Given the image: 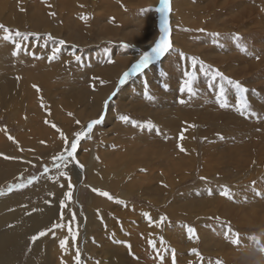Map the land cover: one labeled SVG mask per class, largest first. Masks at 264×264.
<instances>
[{
  "label": "rangeland",
  "instance_id": "rangeland-1",
  "mask_svg": "<svg viewBox=\"0 0 264 264\" xmlns=\"http://www.w3.org/2000/svg\"><path fill=\"white\" fill-rule=\"evenodd\" d=\"M1 1V8L7 9L1 12L6 15V13L12 14L14 5L15 7H17L21 2L27 3L29 0H24L25 2L21 0H8L6 2L5 0ZM41 1L45 5L48 4L44 9L42 8L44 12L46 9L50 8V10L54 14L58 15L55 6H50L52 0ZM215 1L218 3L221 0ZM248 1L249 0H225L221 1L223 2V4L221 3L217 4L216 6H212L213 8L209 7V3L206 4V1L204 2L203 0H196V2H192L193 5L197 6V13L194 11L193 18L190 20V23H194V25L189 26L187 24L186 26L193 29V34L195 35L194 37L192 35V38L195 39L193 40V43L196 45V48H198L199 46H197L196 43L201 41L202 45L204 43V45H207L210 49H213L214 52L212 53H216L212 56L217 55L215 60L216 62H212V60H214L215 58H210L212 59L211 61H206L205 59H203L202 55H200L201 52L199 51V48H192L190 50L192 51L193 49H195V54L197 55L193 56L194 53H187L189 55L186 62L187 66H184V61L180 63V65H183L184 67L182 66L181 70L179 71V75L175 77V84H171V81L167 80L170 77V73H168L169 70H167V72L163 68V64L156 65L157 67L154 66V69H152L151 72H149L148 74L146 73L139 78L141 85L137 81H132L130 82L131 84L129 83L128 86L126 84L122 88V90H124L125 92L123 91L124 96H121V99H112L114 98L113 96L111 98L112 106L118 101L119 103L124 102L126 100L125 94L128 99L125 102H129L130 96L127 95L128 91L132 90L138 92V99L143 102L141 107V112L143 111V115L135 114L132 109L125 107V110H122L121 112L123 113V115L126 114L125 116L129 117V122L126 123L122 120L121 122L118 118L114 119V122L117 121V123H120L119 127H124L126 129L125 130L123 128L119 130V132H121L122 134H114L113 136L109 134V136L112 137H103V133H105L106 135L107 133L104 129H98V127L94 128L98 126L95 125L93 127L94 131L91 132L92 135L91 133H88V135L80 138L76 151V153L79 152L80 157L76 156L77 154L75 153V159L79 162V165L82 166L83 161L86 160L87 162L92 160L90 163L92 164L90 170L91 174H94L96 179H94L93 177L91 179L92 182H90L91 184L89 183L90 179H88V173L84 172L83 167L80 168L76 164L72 163L68 164L65 168L63 164H60L58 170L56 167H54L53 156H59L64 152L66 147L64 138H66L68 141H72L73 139H75V134L84 132L88 123H90L94 119H99L101 113H103L105 120L107 112L105 114V111H103V108H101L100 113L97 115V117L84 121L85 116H88L89 112L86 115H83V113L89 111L90 107L88 105H82L80 103V106L77 105V108H75L73 103V100L77 98L76 96H79L77 94L84 93V95H86L84 96V98L87 97L89 99L90 97H92L90 95L91 93L95 94V92H98V90L101 89L100 85H98L97 87L96 85H94L93 73L101 69V67L99 66L100 60L98 58L104 57V53L103 55L101 53H97L96 56L98 58H94L95 54H93L92 50H89L88 48H81L73 42L68 43V41L62 38L65 32L63 31V29H60L58 25H56V31L59 32V37L56 36L55 38H53L52 35L49 34L50 31H36L37 27L34 25H30V19L28 17L29 15H25L28 18H26L25 16L23 18L20 17L21 22H17L18 27L15 28L13 26H10L9 24L7 25L6 22H0V25H4L10 29L13 36L17 30H19L22 34L27 35V39L23 42V47L18 52L17 56L19 58V66L21 67L22 72L24 71V78L27 80H24L25 84H22V87L19 86V88L17 87L18 85L16 81H13L14 84L10 83V85H7V88L11 86L15 87V90L14 88L12 89L13 93L7 94L6 90H3V93L5 92L6 94V96L4 95L5 97L3 98L7 100L5 101V103L7 102L11 105L6 103L5 105H8V109L0 110V168H2L3 165L9 166V172L7 174H3L0 169V190H3L4 193L3 195H0V197L16 193L18 196H20L19 200L22 201V206H19L20 208L17 207L18 201L15 202V207L13 210H11L12 213L8 215L13 218H18L20 216L24 217L25 213H31L36 209L40 214L44 207H49L52 203L58 201L60 203L61 201H64L65 195L63 192H60L57 189V186L56 189L53 188L52 190L48 191H45L44 188L42 190V194L25 190L26 188H29L30 190L32 184L42 176L52 178L57 175L59 179H63V183L60 185L64 186V188L67 190H65V192H69V183L73 185L71 189V197L68 199L65 198L64 204L66 205L63 208L66 209L63 210L65 212H63L62 215L56 216V218L47 222V225H44L39 230L37 229L34 233H30L26 237H23V239L19 240L20 242L18 241L17 244L8 249L9 254L13 255L14 258L16 256L15 264H25V261L27 259L40 261L47 256L49 257L48 264H51L50 261L54 260L52 256H54L55 248L59 247L61 240L66 241L67 239L72 242V245L75 248V255L77 250H79L81 254V264H110L108 260L112 252L110 253V251H107L108 248L107 246L105 247V245L109 243L115 247L119 246L118 251H120V254L123 255V260H125L126 256L127 258L129 257L128 260L126 258L125 262L121 260L120 264H134V262H136V264H142L143 261L145 262H143L144 264H217V262H219V264H235L233 260L234 258L229 257V254L235 257L236 253H242L246 251L249 253L248 255H251V257L254 256V258H256L257 264H264V211L263 208L260 207L261 204H264V148L262 150V147L264 146H261L262 144L261 142H259L258 146H261V151H258V147H256V140L252 139L254 134H256V139L258 138V134H264V124L262 123L264 122V101H262L261 92L258 89V87L264 86V82L256 79V61L258 62L259 60H261V58L264 57V49H260L261 51H259L257 48L256 51L257 41L256 39H254L256 38V36H264V34L260 35L258 33L259 31H253L248 27L245 29L246 25H244L243 27L239 26V21H237L239 14L248 16L250 14V8H253L255 10L253 11V13H251L253 16H256L255 21L257 20L258 7L255 5H258L259 1L261 0H254V3L252 2L253 0H250V4ZM116 2H119L120 4L123 3L122 1L117 0ZM238 2H242V5ZM86 4L89 5L87 6ZM91 4L92 0L86 2L82 6H87V10L85 8V12L83 10L81 11L83 16L82 19H80L81 22L83 19L86 20V22H89L92 19L94 7ZM236 4L239 8H236ZM25 6L26 5L24 4L22 7ZM218 6L219 8H217ZM231 6L233 7L231 8ZM15 7L14 10L16 11ZM121 8H123L122 5L119 7L118 11H120ZM128 9L133 11L135 9V6L129 7ZM102 11L103 10H101V13ZM89 12L92 13L90 14ZM112 12L110 14H115V11L113 13ZM229 12L230 14L228 15ZM102 15L103 13L99 17H101ZM198 15L202 18L199 19ZM227 15L230 17H228ZM231 15H233V17L235 16L233 20H235L236 22L234 21L233 23V21L231 22V20L228 21L230 18L232 19ZM259 16L261 17V15ZM113 18L115 17L113 16ZM245 18L246 17H244V19ZM214 25L216 26L214 27ZM199 29H204L205 31L200 32L198 31ZM188 30L190 31V29ZM0 32H3L2 29H0ZM212 33L219 34V43L213 42L214 38L210 35ZM197 34L199 36H196ZM49 35L52 37V39H48ZM235 35H238L240 37L239 44H242L241 47L246 49L245 51H241V48L237 47V41L233 39ZM89 39L91 41V36H89ZM60 40L65 41V43L63 45H60ZM17 42H19V38H17ZM7 43L11 44L8 46L10 47L9 49H12V51H14V43L12 41H7ZM51 45H55L54 47L58 48L59 51L56 54L58 58L49 62L48 56L52 55V50L54 48ZM261 47H264V42L261 43ZM91 48H93V46ZM228 49L232 50L230 51ZM76 50H79L78 54L76 53ZM225 53L231 54L234 57H239L240 61L239 58H237L238 61H233V58H230L231 61L226 62L227 57H224L223 55ZM76 56L80 57L79 61L75 59ZM257 57H259V59H257ZM9 58L10 57H8V60ZM193 58L196 59V66L200 67L201 62H203V65L205 67L210 66L211 68H215L226 77L235 81H239L243 86H245L249 90L245 94L246 100L250 106L249 110L256 113V115L245 116L240 114V112L236 108V94L234 89H229L228 91L227 99L229 107L225 109L228 111L230 110V112L226 111L228 114L232 115L233 113H235V115L239 119H241V121L243 120L246 122V124L242 125L241 127L244 128L245 131L242 132L241 130L240 132H238L235 129L230 128L221 120V118L219 119V121L221 122L214 124H205L198 122L196 120L200 117V114L201 112H203V110L201 108L200 110L197 109L191 118L192 121L190 122V142L192 143V147H194V149L197 151L195 152V150H193L194 155L192 156L190 152L176 153L177 149L179 150L178 146L180 145L178 143V140L182 135V131H172L167 126H165V124H163V121L160 120V122L154 116L145 115V112L147 110H151L155 111V113H159L163 111V105L167 104L168 101L170 103H180V101L183 100L184 103L180 104H186L192 98L198 99L197 102H203L204 100L205 105L210 109L224 111V109H218L214 106V101H217L216 91H218V86L222 82L219 81V78H217L218 81L216 80L214 81L216 83H214L211 81L210 76H205L201 71H194L192 65ZM43 59L45 60L43 61ZM223 59H225L224 63L222 62ZM93 60H96V62H93ZM9 61L6 60L7 70H11V72H13L15 69L14 67H11V69L9 68V66H11L12 64L10 63L11 61ZM74 62H76L75 68L70 69L71 65ZM188 62H190L192 66ZM157 63H159V60H156L155 64ZM242 64H244L243 68L241 66ZM252 64L254 67L252 66ZM94 65L97 66L94 67ZM229 65L231 66L230 68H228ZM23 68L26 70H24ZM49 68L53 70L51 71ZM231 70H235V74L237 72V74L239 73V76L234 77L231 73ZM53 71H55L56 73H52ZM154 72H156L155 75L157 77H155V75H152ZM186 72L189 73L190 76L195 78L193 83L195 94L193 95H189L187 90L181 92V87L184 86L185 82L188 80V77L185 76ZM242 72H245V74H242ZM51 73L54 75H52ZM141 74L142 73H139L138 76H140ZM196 74L198 77L196 76ZM58 75L60 76L58 77ZM202 75L204 76V78ZM145 76H148L149 78H146ZM167 76L169 77L167 78ZM195 76L197 77V79ZM150 80H154V82L156 80L155 87L151 86ZM48 81L51 82L49 83ZM106 87H108V85L104 86V88ZM90 90L95 91L90 92ZM145 91H147L148 94L153 97V99H146ZM20 92L22 93L20 94ZM259 92L260 98H258ZM30 97L32 98L30 99ZM101 99L103 101L102 103H105V101L109 100L107 96H105L104 99L103 97ZM207 102H213V105H210ZM86 106H88L89 108ZM170 107H167L166 110H170ZM173 108L176 109V105ZM14 111H16V113H13ZM37 111H39V113ZM16 114L19 116H17ZM235 115L233 114V116ZM133 122H135L136 126L133 125ZM102 123L99 125H102ZM259 123H262V125L260 124L261 127ZM254 124H258L259 127L255 126ZM149 125L151 127H149ZM157 129L159 130V134H157ZM97 130L100 132H98ZM52 133H55L54 136L56 134H59L61 137L63 136V138L59 137L58 139H54V136L51 135ZM46 135H49V137L46 138ZM115 136L117 139L115 138ZM221 136L223 137V139H220ZM239 136H242V140L238 139ZM9 137H11L12 139H9ZM118 137H123V139H119ZM126 137L128 139H126ZM57 140H59L58 143ZM126 141H130V143L134 142L136 143V145H133L132 148L129 147L130 145H128V147L125 149L123 144ZM250 144H253V146L257 148L256 150L258 152H255V150H251V148L249 147ZM206 146H212V154H215V156L217 157L216 159H214V161L209 159V167H207L208 165L206 167L203 165V159L206 158L204 152V148ZM176 147L177 149H175ZM243 148H245V150ZM54 150L58 151V153L54 152ZM223 150L227 151L225 154L231 152L234 154V156H229L231 158L230 159L228 155L220 154L221 152H223ZM136 152H138L139 154ZM217 152H219V154ZM250 152H252V154L250 155L251 159L249 157ZM116 153L119 154V156ZM186 153L187 155L190 154V156H187ZM183 154L186 156V158L184 157V159L181 158L182 156H184ZM240 154L244 156H241ZM81 155H83V157L85 156V160L81 158ZM126 155L128 157L130 156L129 160ZM131 155L135 156L132 158ZM150 155L152 156L151 159ZM218 155L220 157L222 156V159ZM256 155L258 156L256 157ZM145 156L149 157L145 158ZM178 157H180L182 160L180 161V158ZM226 157H228L229 159H226ZM244 157L247 159H245ZM176 160H179V164L177 166H175L177 162ZM147 161H149V163ZM155 161L159 162H157L156 164ZM160 161L165 162L163 163ZM152 162H154L155 164H153ZM187 164L188 166H186ZM179 165L182 166V169ZM189 165L192 168H190ZM153 167L155 170L153 169ZM45 168L49 169L47 173L44 172ZM93 168L95 169L96 173L93 171ZM169 168H172L171 171L169 170ZM4 171L6 170L4 169ZM59 171L66 172V177L60 176ZM77 172L83 174L84 182H80L75 179V174ZM12 174H14L13 177L6 180L3 179L5 176ZM31 177H37V179L31 184H27L28 179ZM201 177L205 179H201ZM85 182L86 184L83 185L82 183ZM18 183H25L27 184V186L21 189H16L13 187L12 191H8L10 185L14 186ZM149 184L152 185L151 187L156 185L159 186L158 189L160 191V194L158 195L156 191V194H154L153 191H147L145 186ZM168 188L174 189L171 190L169 195L166 193L167 191H169ZM225 188H227V190L231 194V199L227 196L220 195V192ZM94 189L107 192L112 197V199H109L105 196H99L98 191H94ZM209 192H211V195H209ZM257 193H259V195H257ZM93 194L96 198L101 197L104 201L100 202L104 203L105 205L109 203V207L103 205H101L102 207H99L97 205L94 206V199H91V195ZM75 195L77 196L78 201L75 199ZM160 198H164V200H166L164 202H157V200H155ZM175 198H179L180 200L177 202V204L173 205L174 209L177 210V214H179L173 216L169 215V209L167 207L168 205H170L173 199L175 200ZM208 199L211 200L208 201ZM212 199L220 201L221 205H223L225 209L221 207L214 208L210 206L213 201ZM225 202L232 204L238 210L241 209L239 213H241L242 216L239 213H237L238 216L235 217L234 215H232L233 217L224 216L226 210H230L232 213H234L235 211L234 208L233 211V209L230 208L229 205H227ZM89 205H92L96 209H94V214H96H93V220H91L90 223V229H92L87 231L85 229L84 217L85 215L87 216V210H90ZM140 207L142 209H140ZM15 208H17L16 211ZM135 208L138 210L140 209V212L138 211L140 214ZM252 208L256 209V216H252V213L249 212V209ZM22 209L25 210L23 211V214H21ZM190 209L193 212L192 214L188 213V211L191 212ZM6 211L11 212L8 205L6 207ZM195 211L198 212V215ZM145 213H147V216H145ZM174 214L176 213L174 212ZM73 216L75 217V219H73ZM199 217L200 220H198ZM69 219H71L72 222L69 221V223H67ZM57 224L62 225V227H58L61 228L60 234L58 236L54 235L56 237L53 236V239L56 241V243L53 246L51 244L50 247L46 250H42L41 248H39L38 251H36L35 256H33L30 253L31 249L33 250L37 242L41 238H44V236L39 237L35 242L31 241V237L34 235H38V233L41 231H45L46 234H49L54 230L53 228H57L54 227V225ZM68 224L69 226H67ZM63 226L71 228L72 233L76 234V240L74 242L69 230L67 231L63 228ZM188 227L194 229L193 234H189L188 231H186ZM228 229H230V231L228 232V236L226 238L224 233ZM53 233L56 232L54 231ZM234 233L236 235H233ZM202 235L205 240L203 239ZM97 237H99L100 239ZM84 239H87V242L90 240V242H88L89 246L87 245L85 252H83L82 249ZM149 240L153 241L154 246L149 245ZM211 240H215L214 242H219L220 247L214 248L215 246L213 244V241ZM233 240H238V243H233ZM91 246L93 248H96V250L94 251L93 248L90 249ZM111 248L112 250L114 249L113 247ZM221 250H225V252L227 253ZM122 252H124L126 256L122 254ZM56 254L58 259V253ZM63 257H65V255ZM144 257L147 259H145ZM86 259L88 260V263L86 262ZM66 260V262H63L64 264H75L74 258L70 261L71 263L69 262V258ZM58 261L60 263V260L58 259L57 264ZM52 263L56 264L54 262ZM237 264L240 263L237 262Z\"/></svg>",
  "mask_w": 264,
  "mask_h": 264
},
{
  "label": "bare ground",
  "instance_id": "bare-ground-1",
  "mask_svg": "<svg viewBox=\"0 0 264 264\" xmlns=\"http://www.w3.org/2000/svg\"><path fill=\"white\" fill-rule=\"evenodd\" d=\"M1 1V0H0ZM8 1V0H5V2ZM21 1H24V0H21ZM90 0H55L51 2V7L55 6L57 12H58V15L54 14L50 8L49 9H46L45 12H44V8L48 5H45L41 0H29L27 3H23V2H18L20 3L17 7H15L16 11L14 10V7L12 9V14L10 13H6V15H4V13H2L1 11L3 10H7V9H2L1 6H0V22H6V24L10 25V26H13L14 28L15 27H18L17 25V22H21V19L20 17H24L25 15H29V19H30V25H34L37 27V30L36 31H50L49 34L52 35L53 38H55L56 36L59 37V32L56 31V28L58 25L60 27V29H63V31L65 32V34L63 35V39L68 41L69 42H73L74 44H76L77 46L81 47V48H88L89 50H92L93 48H91L94 43H99L101 40H109V41H116L117 39L119 40H125L127 41L128 43H133V45L136 47L138 46L139 48L141 47V52L139 53H136L134 50H127L126 48L122 47V46H118V48H116L115 52H113V56L114 58L120 60L124 65L120 68L118 67H108V66H104L102 67L101 69H99L98 71L94 72L93 74H95V79L97 80L98 83H94V85H96V87L98 85L101 86V89L98 90V92H95V94H90L92 97H90L89 99L87 97L84 98V93L82 94H77L79 96H76L77 98H75L73 100V103H74V107L77 108V105L80 106V103L82 105H88L90 107V110L89 111H86L85 113H83V115H86L88 112V116H83L84 118V121H86L87 119H91V118H94V117H97V115L100 113V110L101 108H103L102 110L105 111V114L107 112V115L105 117V120L103 121L102 125H98L94 128H97L98 129H104L105 132L107 133V135L105 133H103V137L105 136H108V137H112L114 134L118 135V134H122L121 132H119L120 129H123L121 127H119V124L120 123H117L114 122V119L115 118H118L119 121L120 120V116L123 115V113L121 112L122 110H125V107H128L130 109L133 110V112L135 114H142L143 115V111L141 112V107H142V101L140 99H138V92H135V91H128L127 95L130 96V99H129V102H125L127 99V96L125 94V101L124 102H120L119 101L116 103L117 105H114L112 106L111 104V100L109 99L107 101V104L105 103H102V97L104 99L105 96H107L108 98L109 97H113L112 96V93L113 91L116 93V95L114 96V98L112 99H115V100H119V98L121 96H124L123 94V91L122 88L127 84L130 83V82H135L137 81L139 84H140V81H139V78L143 75H145L146 73L148 74L149 72L152 71V69H154L153 67L156 66V65H164V69L167 71L169 70L168 73H170V77L167 76V78L169 77V79L167 80H170L171 81V84H175V77L177 75H179V71L181 70L182 66L180 65V63L182 61H184V66L186 67L187 64V57L189 56L188 54L189 53H194V55H197L195 54L196 53V50L195 49H198L199 48V51L201 52L200 55H202L203 59H205L206 61H211L213 58H215L214 60H212V62H216V56H212V55H215V53H212L214 52L213 49H210L207 45H202V42H197V46L198 48H196V45L193 43V39L192 38V34H187L185 32H183L182 30V27L185 28V26L188 24L189 26H192L194 25L190 23V20L193 18V12L195 11L196 12V7L195 5L192 4V2H196V0H169V11L167 13V19H168V27H169V33H168V38H169V42L171 43L172 47L171 49L169 50V52L165 53V56L161 57L159 59V63L155 64L156 61L152 62L146 69H144L141 73L140 76H138V74L136 76H133V77H130L124 85H121L119 87V89H117V84H118V78L119 76L121 75L122 72H124L126 69H128L129 66H131L133 63L136 62V60L138 59L139 55L143 52H146V51H150L151 48L155 45V42L157 40H159L160 36H161V32H160V27H161V23L158 21V12L155 11L156 9V6L158 4V2L160 0H117V1H122L123 3L120 4L119 2H116V0H92V6L94 7V11L92 13V19L89 21V22H86V20H82V22L80 21V19H82V13L81 11L89 5L87 6H84L82 7L86 2H88ZM206 4L209 3V7L213 8L212 6H216L217 4H223V2L221 1H225V0H221L219 1L218 3L215 1V0H203ZM227 1V0H226ZM229 1V0H228ZM250 1V0H249ZM248 1V2H249ZM252 1V0H251ZM3 2V1H1ZM4 2V3H5ZM25 2V1H24ZM204 2H203V5H204ZM254 3V0L252 1ZM257 2V1H256ZM8 3V2H7ZM13 3V2H12ZM225 3V2H224ZM231 3V1H230ZM239 3V2H238ZM237 3V4H238ZM10 4V3H9ZM26 5L25 7H22L23 5ZM199 4V3H198ZM202 4V3H200ZM205 4V5H206ZM226 4V3H225ZM236 4V5H237ZM239 4L242 5V2H240ZM250 4V2H249ZM252 4V3H251ZM258 4V3H257ZM1 5V4H0ZM4 5V4H3ZM7 5V4H5ZM12 5V4H11ZM10 5V6H11ZM122 5L123 8H121L120 11H118L119 7ZM228 5V4H227ZM259 5V6H258ZM258 5H255L258 7V10H257V20L255 21V17L256 16H253L252 13L253 11H255L253 8H250V14L248 16H243L241 14H239L238 16V20L239 21V26L243 27L244 25H246L245 29L248 27L250 29H252L253 31L256 30V32H258L260 35L261 34H264V0H261L259 1V4ZM135 6V9L132 11V10H129L128 8L129 7H134ZM207 6V5H206ZM204 6V7H206ZM224 6V5H222ZM221 6V7H222ZM3 7V6H2ZM203 7V6H202ZM226 7V6H225ZM233 6H231L232 8ZM252 7V6H251ZM6 8V7H5ZM43 8V9H42ZM92 8V7H91ZM219 8V6L217 7ZM235 8V7H234ZM236 8H239L238 5ZM235 8V9H236ZM198 9V8H197ZM215 9V8H214ZM244 9V8H242ZM87 10V8H86ZM93 10V9H92ZM101 10L103 15L101 17H99L102 13H101ZM10 11V10H9ZM21 11V12H20ZM114 12L115 14H110L111 12ZM201 11V10H200ZM203 11V10H202ZM247 11V9H246ZM6 12V11H5ZM85 12V11H84ZM112 12V13H113ZM204 12V11H203ZM202 12V13H203ZM211 12V11H210ZM213 12V11H212ZM221 12V11H220ZM248 12V13H249ZM252 12V13H251ZM90 13V12H89ZM90 13V14H91ZM197 13V12H196ZM227 13V12H226ZM262 13V14H261ZM2 14V15H1ZM230 14V12L228 13V15ZM237 14V13H236ZM195 15V14H194ZM225 15V14H224ZM227 15V16H228ZM238 15V14H237ZM261 15V17L259 16ZM27 16H25L26 18H28ZM59 18H58V17ZM113 16L115 17L113 19ZM196 16V15H195ZM199 16V15H198ZM209 16V15H208ZM218 16V14H217ZM221 16V14H220ZM232 16V19L228 18L231 22L235 20H233V18H235V16L233 17ZM90 17V16H89ZM88 17V19H89ZM109 17H111L112 19H108ZM205 17V16H204ZM230 17V16H228ZM244 17H246L244 19ZM195 18V17H194ZM202 17L199 16V19H201ZM224 18V16H223ZM160 19V18H159ZM219 19V18H218ZM24 20V19H23ZM130 20V21H129ZM26 21V20H25ZM117 23H121L122 25H131L132 28H133V31H129L127 33H123V34H119L120 32H118V27L116 26V22ZM61 22V23H60ZM226 22V21H225ZM236 22V21H235ZM21 24V23H19ZM55 24V25H54ZM177 25V26H176ZM20 26V25H19ZM33 26V27H34ZM196 26V25H195ZM216 25H214L215 27ZM188 27V26H187ZM125 28V27H124ZM190 28V27H189ZM122 29V28H121ZM129 29V28H128ZM159 29V30H158ZM205 29V28H204ZM243 29V28H242ZM244 30V29H243ZM210 32V31H209ZM61 33V32H60ZM4 33L3 32H0V110H5V109H8V105H5V100L3 97L6 96L5 92L3 93V90H6L7 94L8 93H13L12 89L14 88L15 90V87L14 86H11V87H8L7 88V85H10V83H13V81H16L17 82V87L19 88V86L22 87V84L24 85V80H27L24 78L25 76V73L22 72V69L21 67L19 66V58L17 56H13L12 55V49L10 50L8 47L9 45L11 44H8L7 41H4L2 39ZM195 34H193V37H194ZM201 35V34H200ZM89 36H91V39H93V41H90L89 39ZM94 36H96V40L94 39ZM196 36H199L198 34ZM200 38V37H199ZM198 38V39H199ZM202 38V37H201ZM205 38V37H204ZM225 39V38H224ZM256 51H257V48L259 51H261L260 49H264V47H261V43L264 42V36H256ZM95 40V41H94ZM222 40V39H221ZM227 40V39H226ZM198 41V40H197ZM207 41V40H206ZM55 42V41H54ZM195 42V41H194ZM228 42V41H227ZM32 43V42H31ZM58 43V42H56ZM113 43V42H112ZM230 43V42H229ZM33 44V43H32ZM103 44V43H102ZM109 44V42H108ZM234 44V43H233ZM15 45V44H14ZM34 45V44H33ZM50 45V44H49ZM226 45V44H225ZM228 45V44H227ZM242 45V44H241ZM53 46V45H51ZM55 46V45H54ZM53 46V47H54ZM58 46V45H57ZM97 46V45H96ZM234 46V45H232ZM90 47V48H89ZM95 47V46H94ZM38 48V47H37ZM70 48V47H69ZM96 48V47H95ZM192 48H195L193 49L192 51L190 49ZM226 48V46H225ZM230 48V47H229ZM235 48V47H234ZM9 49V51H8ZM31 49V48H30ZM52 49V48H51ZM226 50V49H225ZM224 50V51H225ZM230 50V49H228ZM232 50V49H231ZM230 50V51H231ZM34 51V50H33ZM44 51V50H43ZM223 51V50H222ZM239 51V49H238ZM3 52V54H2ZM5 52V53H4ZM79 50H76V53L78 54ZM83 52V51H82ZM101 52V51H100ZM181 52L183 54H185L183 56V58H181ZM228 52V51H227ZM44 53V52H43ZM188 53V54H187ZM198 53V52H197ZM231 53V52H229ZM39 54V53H38ZM63 54V53H62ZM84 54V53H83ZM110 54V53H109ZM187 54V55H186ZM218 54V53H217ZM226 54V53H225ZM223 54L224 57H227L226 58V62L228 61H231L230 58H233V61L237 60V58L239 57H234L233 55L231 54ZM8 57L9 61L8 60ZM223 57V56H222ZM71 58V56H70ZM212 58V59H210ZM46 59V58H45ZM43 59V61L45 60ZM107 59V58H106ZM219 59V58H218ZM6 60L9 61L11 64V66H9V68L11 69V67H14V71L11 72L7 70V66H6ZM72 60V59H71ZM110 60V59H109ZM196 60V59H195ZM243 60V59H242ZM96 62V60H93V62ZM104 61V60H103ZM158 61V60H157ZM161 61V62H160ZM238 61V60H237ZM239 61H240V58H239ZM246 61V60H244ZM114 62V61H113ZM223 63L225 62V59H223L222 61ZM68 63V62H67ZM70 63V61H69ZM92 63V62H91ZM117 63V62H116ZM190 64V62H188ZM50 64V63H49ZM53 64V63H52ZM75 64L76 62H74L72 65H71V68H75ZM103 64V63H102ZM186 64V65H185ZM188 64V66H189ZM247 64V63H246ZM245 64V66H246ZM191 65V64H190ZM69 66V65H68ZM97 65H94V67H96ZM183 66V67H184ZM192 66V65H191ZM235 66V65H234ZM242 68L244 66V64L241 65ZM253 66V64H252ZM6 67V68H5ZM93 67V68H94ZM157 67V66H156ZM231 66L229 65L228 68H230ZM248 67V66H247ZM254 67V66H253ZM57 68V67H55ZM179 68V69H178ZM220 68V67H219ZM252 68V67H251ZM24 69V68H23ZM47 69V68H46ZM50 69V68H49ZM178 69V70H176ZM190 69V68H189ZM192 69V68H191ZM236 69V68H235ZM26 70V69H24ZM51 70V69H50ZM48 70V71H50ZM53 70V69H52ZM51 70V71H52ZM75 70V69H74ZM78 70V68H77ZM194 71H198L200 72V67L198 66H195V68H193ZM255 70V69H254ZM253 70V71H254ZM59 71V70H58ZM157 71V70H156ZM193 71V72H194ZM225 71V70H224ZM235 71V70H234ZM231 70V73L234 77H238L239 76V73L235 74V72ZM55 71H53L52 73H54ZM74 72V71H72ZM86 72V71H85ZM88 72V70H87ZM51 73V74H52ZM56 73V72H55ZM76 73V71H75ZM156 72H154L152 75H155ZM3 74V75H1ZM13 74V76H12ZM50 74V73H49ZM87 74V73H85ZM193 74V73H192ZM242 74H245V72ZM241 74V75H242ZM45 75V74H44ZM54 75V74H52ZM62 75V73H61ZM75 75V74H73ZM80 75V74H78ZM150 75V74H149ZM247 75V74H246ZM60 75H58L59 77ZM197 76V74H196ZM195 76V77H196ZM203 76V75H202ZM31 77V76H30ZM55 77V76H54ZM64 77V76H63ZM67 77V76H66ZM121 77V76H120ZM146 77V76H145ZM148 77V76H147ZM146 77V78H147ZM155 77H157L155 75ZM165 77V76H164ZM198 77V76H197ZM196 77V79H197ZM209 77V76H208ZM48 78V77H47ZM65 78V77H64ZM99 78V79H98ZM145 78V79H146ZM149 78V77H148ZM154 78V77H153ZM160 78V77H159ZM204 78V76H203ZM50 79V78H49ZM52 79V78H51ZM66 79V78H65ZM161 79V78H160ZM256 79L260 80V81H263L264 82V57L261 58V60H259L258 62L256 61ZM11 80V81H10ZM58 80V79H56ZM61 80V79H59ZM64 80V79H63ZM111 80V81H110ZM148 80V79H147ZM177 80V79H176ZM29 81V80H28ZM52 81V80H51ZM50 81V82H51ZM101 81H103V83H101ZM151 81V80H150ZM218 81V80H217ZM259 81V82H260ZM49 82V81H48ZM49 82V83H50ZM58 82V81H56ZM108 82V83H107ZM156 82V80H155ZM155 82L154 80L151 81V86L152 87H155ZM197 82V81H196ZM257 82V81H256ZM262 82V83H263ZM48 83V84H49ZM61 83V81H60ZM203 83V82H201ZM209 83V81H208ZM216 83V82H214ZM258 83V82H257ZM261 83V84H262ZM131 84V83H130ZM248 84V83H247ZM105 85H108V87L104 88ZM141 85V84H140ZM200 85V84H199ZM264 85V84H263ZM27 86V85H26ZM137 86V84H136ZM213 86V85H212ZM257 86V85H256ZM131 87V86H130ZM100 88V87H99ZM129 88V87H128ZM127 88V89H128ZM215 88V87H214ZM213 88V89H214ZM26 89H29V88H26ZM25 89V90H26ZM150 89V88H149ZM217 89V88H216ZM258 89L260 90L261 92V99L262 101H264V86H260L258 87ZM10 90V92H9ZM76 90V88H75ZM172 90V89H171ZM30 91V90H29ZM84 91V90H83ZM95 91V90H94ZM94 91H91L90 92H94ZM132 91V92H131ZM32 92V90H31ZM125 92V91H124ZM203 92V91H202ZM217 92V91H216ZM260 92L258 94V98H260ZM22 92H20L21 94ZM24 93V92H23ZM104 95H103V94ZM18 94V93H17ZM88 94V93H87ZM103 96H102V95ZM5 95V96H4ZM34 95V94H33ZM31 95V96H33ZM167 95V94H166ZM29 96V95H28ZM102 96V97H101ZM170 96V95H169ZM8 97V96H7ZM11 97V95H10ZM68 97V96H67ZM140 97V96H139ZM183 97V96H182ZM21 98V97H20ZM32 97H30L31 99ZM184 98V97H183ZM190 98V97H189ZM200 98V97H199ZM10 99V98H8ZM121 99V98H120ZM143 99V98H142ZM185 99V98H184ZM260 99V100H261ZM189 100V99H188ZM198 99H190L186 104H180V103H170L168 101L167 104L163 105V111L159 112V113H155V111H151V110H147L145 112V115H149V116H154L157 120H161L163 121V124H165V126H167L169 129H171L172 131L174 130H180L182 131V135L180 136V139L178 140L179 142V150L177 149V147L175 149H177L176 153H181V152H190V154H192V156L194 155V147H192V143L190 142V139H191V118L192 116L194 115V112L200 108L203 110V112H201L200 114V117L196 120L198 122H201V123H207V124H214V123H219L221 121H219V119L221 118V120L226 123L230 128L232 129H235L236 131L240 132L242 130L245 131L244 128H241L242 125H245L246 122L245 121H241V119H239L235 113H233L235 116L230 115L228 114L226 111L225 108L224 111H218V110H213V109H210L208 108L206 105H205V102L203 100V102L199 101L197 102ZM12 101V100H11ZM71 102V101H70ZM113 102V101H112ZM217 101H214V106L217 107L218 109H222L218 106V104L216 103ZM36 103V102H35ZM203 103V104H202ZM208 104L210 105H213V102H207ZM7 104H10V103H7ZM34 104V103H32ZM48 104V103H47ZM193 104V105H192ZM11 105V104H10ZM9 105V106H10ZM176 105V109H174L173 107ZM204 105V106H202ZM86 106V107H88ZM117 106V107H116ZM172 106V107H170ZM88 107V108H89ZM167 107H170V110H166ZM37 108V107H36ZM66 109V108H65ZM64 109V110H65ZM85 109V108H84ZM253 109V108H252ZM78 110V109H77ZM131 110V111H132ZM130 111V110H129ZM3 112V111H2ZM39 113V111H37ZM124 112V111H123ZM230 112V110L228 111ZM233 112V111H232ZM231 112V113H232ZM4 113V112H3ZM13 113H16V111H14ZM21 113V112H20ZM19 113V114H20ZM12 114V113H10ZM82 114V113H81ZM2 115V113H1ZM17 115V114H16ZM126 115V114H125ZM124 115V116H125ZM19 116V115H17ZM169 116V117H168ZM153 117V118H154ZM198 117V116H197ZM82 118V120H83ZM34 119V118H33ZM156 120V121H157ZM83 121V122H84ZM160 121V122H161ZM82 122V123H83ZM122 122V121H121ZM262 122V121H261ZM81 123V125H82ZM244 123V124H243ZM264 124V122H262ZM262 123H259V125ZM223 124V123H222ZM241 124V125H239ZM80 125V126H81ZM255 126H258V124H254ZM260 125V127H261ZM100 126V127H99ZM104 128H102V127ZM264 127V126H263ZM262 127V128H263ZM80 128V127H78ZM87 128V127H86ZM85 128V129H86ZM94 128L92 131H94ZM125 129V128H124ZM126 130V129H125ZM129 130V129H128ZM98 131V130H97ZM38 132V131H37ZM43 132V131H42ZM100 132V131H98ZM44 134V133H43ZM55 134V133H54ZM54 134L52 133L51 135L54 136ZM94 134V133H93ZM112 135V136H109ZM127 134V133H126ZM45 135V134H44ZM92 135V133H91ZM125 135V133H124ZM42 136V135H41ZM51 136V137H52ZM49 137V135H46V138ZM62 138L59 134H56L53 138L54 139H58V138ZM83 137V136H82ZM91 137V136H90ZM107 137V138H108ZM129 137V136H128ZM44 138V136H43ZM116 138V136H115ZM119 139H123V137H118ZM178 138V137H177ZM117 139V138H116ZM126 139H128L126 137ZM239 140H242V136H239L238 137ZM253 140H256V147H258V151L260 150L261 151V146H264V134H258V138L256 139V134H254ZM106 140V139H105ZM108 140V139H107ZM114 140V139H113ZM146 140V139H145ZM54 141V140H52ZM59 140H57V143H58ZM125 141V140H124ZM91 142V140H90ZM259 142H261V146H258ZM123 143V142H121ZM56 144V143H55ZM82 144V143H81ZM60 145V144H59ZM124 148L126 149L128 147V145H130L129 147L132 148L133 145H136V143L132 142L130 143V141H126L124 144ZM229 146V145H228ZM248 146V144H247ZM175 147V146H174ZM249 147L251 148V150H255V152L257 151L256 147L253 146V144H250ZM248 147V148H249ZM123 148V149H124ZM181 148H183V151H181ZM236 148V147H235ZM245 148H246V144H245ZM245 148H243L245 150ZM264 147H262V150H263ZM129 149V148H128ZM222 149V148H221ZM58 150V149H57ZM60 150V149H59ZM130 150V149H129ZM134 150V149H133ZM234 150V148H233ZM238 150V149H237ZM242 150V149H241ZM243 150V151H244ZM247 150V149H246ZM249 150V149H248ZM80 151V150H79ZM132 151V149H131ZM152 151V150H151ZM155 151V150H153ZM180 151V152H179ZM232 151V149H231ZM240 151V150H239ZM257 151V152H258ZM54 152H57L58 151H55ZM91 152V151H90ZM116 152V151H115ZM173 152V151H172ZM195 152H197L195 150ZM204 152H205V156L206 158L203 159V165L206 167L208 165V161L209 159L213 160L216 159L217 157L215 156V154H212V146H206L204 148ZM220 152V151H219ZM219 152H217L219 154ZM227 151L223 150V152H221L220 154L222 155H228L229 156H234L233 153H228V154H225ZM238 152V151H237ZM246 152V151H245ZM253 152V151H252ZM252 152L249 153V157L250 155L252 154ZM126 153V152H125ZM130 153V152H129ZM128 153V154H129ZM132 153V152H131ZM138 153V152H136ZM135 153V154H136ZM244 153V152H243ZM247 153V152H246ZM78 157H80V154L79 152L76 153ZM95 154V153H94ZM103 154V153H102ZM117 154V153H116ZM127 154V153H126ZM139 154V153H138ZM155 154V153H154ZM190 154H188L190 156ZM245 154V153H244ZM257 154V153H256ZM264 154V153H263ZM119 156V154H117ZM125 155V154H124ZM156 155V154H155ZM154 155V156H155ZM184 155V154H183ZM187 155V153H186ZM187 155V156H188ZM241 155V154H240ZM75 156V158H76ZM123 156V155H122ZM132 156V155H131ZM135 156V155H134ZM132 156V158L134 157ZM153 156V157H154ZM219 156V155H218ZM238 156V155H237ZM241 156H244V155H241ZM254 156V155H253ZM258 155H256L257 157ZM264 156V155H263ZM51 157V156H50ZM54 157V156H53ZM77 157V158H78ZM85 157V156H84ZM83 155H81V158H83ZM87 157V156H86ZM115 157V156H114ZM126 157H128L126 155ZM130 157V156H129ZM129 157H128V160H129ZM137 157V156H136ZM146 157H149V156H145ZM151 155H150V159H151ZM156 157V156H155ZM176 157V156H175ZM184 157L186 158V156H182L181 158L184 159ZM220 157V156H219ZM222 157V156H221ZM220 157V158H221ZM226 157V159L228 158ZM248 157V158H249ZM261 157V156H260ZM157 158V157H156ZM174 158V157H172ZM180 158V157H178ZM179 159L180 161L182 159ZM190 158V157H189ZM225 158V156H224ZM230 158V157H229ZM228 158V159H229ZM245 158V157H244ZM91 159V158H90ZM109 159V158H108ZM120 159V158H118ZM154 159V158H153ZM171 159V158H170ZM192 159V157H191ZM194 159V157H193ZM222 159V158H221ZM231 159V158H230ZM239 159V158H238ZM247 159V158H245ZM251 159V157H250ZM261 159V158H260ZM85 160V159H84ZM124 160H125V156H124ZM146 160V159H145ZM178 160V161H179ZM219 160V159H218ZM81 161V160H80ZM92 160L90 161H83V170L85 173H88V176L90 179L89 183L92 182L91 179L95 176L94 174H91V166L92 164L91 163ZM117 161V160H116ZM168 161V160H167ZM166 161V163H167ZM170 161V160H169ZM177 161V160H176ZM178 161L176 162V165L177 166L179 163ZM184 161V160H183ZM193 161V160H192ZM228 161V160H226ZM136 162V161H134ZM149 163V161H147ZM159 162V161H157ZM157 162L155 161V163L157 164ZM160 162H163V161H160ZM165 162V161H164ZM163 162V163H164ZM191 162V161H190ZM251 162V161H250ZM116 163V162H115ZM129 163V161H128ZM131 163V162H130ZM151 163V162H150ZM153 164H155L154 162H152ZM174 163V162H173ZM172 163V164H173ZM183 163V162H182ZM216 163V162H214ZM259 163V162H258ZM117 164V163H116ZM138 164V163H137ZM136 164V165H137ZM193 164V163H192ZM263 164V163H262ZM125 165V164H124ZM152 165V164H151ZM191 165V164H190ZM189 165V167H190ZM233 165V164H232ZM248 165V164H247ZM95 166V165H94ZM126 166V165H125ZM129 166V165H128ZM135 166V165H134ZM150 166V165H149ZM153 166V165H152ZM162 166V165H161ZM173 166V165H172ZM180 166V165H179ZM188 166V164L186 165ZM131 167V166H130ZM155 167V166H154ZM153 167V169H154ZM167 167V166H166ZM182 166H180L181 168ZM209 167V165L207 166ZM237 167V165H236ZM261 167V166H260ZM129 168V167H128ZM152 168V167H151ZM179 168V169H180ZM184 168V167H183ZM186 168V167H185ZM192 168V167H190ZM1 169V172L3 174H7L9 172V166L7 165H3ZM4 169L6 171H4ZM96 169V167H95ZM95 169L93 168V171L96 173ZM152 169V170H153ZM172 169V168H171ZM171 169L169 168V170L171 171ZM178 169V168H177ZM182 169V168H181ZM209 169V168H208ZM240 169V168H239ZM63 170V169H62ZM98 170V169H97ZM121 170V169H120ZM155 170V169H154ZM83 172V173H84ZM134 172V171H133ZM148 172V171H147ZM93 173V172H92ZM152 173V172H151ZM54 174V173H53ZM150 174V173H149ZM207 174V173H206ZM14 174L12 175H7L5 176L3 179L6 180V179H9L11 177H13ZM72 175V174H71ZM102 176V175H101ZM154 176V175H153ZM120 177V176H119ZM71 178V177H70ZM114 178V177H113ZM75 179L77 181H82L84 182V178H83V174L77 172L75 174ZM93 179V180H94ZM150 179V178H149ZM114 180V179H113ZM138 180V178H137ZM145 180V179H144ZM119 181V180H118ZM1 183V182H0ZM63 183V179H59V177H57V175H55V177H47V176H42L40 177L35 183L32 184L31 186V189L29 190V188H26L25 190L27 191H31V192H34V193H40L42 194V190L45 188V191H48V190H52L53 188L56 189V186L58 187L57 189L60 191V192H63L64 195L65 193V188L64 186L60 185ZM65 184V183H64ZM83 185L86 184L85 183H82ZM91 184V183H90ZM142 184V183H141ZM174 184V183H173ZM66 185V184H65ZM116 186V185H115ZM152 185L149 184L146 187V190L148 191H153L154 194H157L159 195L160 194V191H159V186H153L151 187ZM139 187V186H138ZM169 191H167L166 193L169 195V193L171 192V190H174L172 188H168ZM57 190V191H58ZM56 191V190H54ZM67 191V190H66ZM156 191V192H155ZM55 193V192H54ZM165 194V193H164ZM152 195V193H151ZM74 196V195H73ZM100 196V195H99ZM165 196V195H164ZM163 196V197H164ZM102 197V196H101ZM96 198L94 197V194L91 195V199L93 200L94 199V206H99V207H102L101 205L103 206H106V207H109L108 204L105 205L104 203H102L104 200H102V198ZM20 196H18L16 193H12V194H9V195H5V196H2L0 197V264H14V261H15V258L13 255L9 254L8 252V249L12 248L15 244H17V242L21 239H23V237H26L28 234L30 233H34L37 229L39 230L41 227H43L44 225H47V222L51 221L53 219V217L55 216H58V215H62L64 209L66 208H62L61 207V203L58 201V202H55V203H52L49 207H44L42 209V211L40 212V214L37 212L38 210H33V212H27L25 213V216L24 217H18V218H13L11 216H9L8 214L12 213L11 210L14 209L15 207V202L18 201L17 203V207L19 206H22V201L19 200ZM196 198V197H195ZM75 199L78 201L77 199V196L75 195ZM105 199V198H104ZM182 199V198H181ZM108 200V199H107ZM157 200V202H164V198H160V199H155ZM154 200V201H155ZM211 200V199H208V201ZM212 203L210 206L214 207V208H217V207H221L223 209H225V207L223 205H221L220 201L218 200H214L212 199ZM64 201H65V198H64ZM102 201V202H100ZM110 201V200H109ZM180 201L179 198H175V200L173 199V201L170 203V205H168V209H169V215H178L177 214V210L174 209L173 205L174 204H177V202ZM207 201V200H206ZM215 201V202H214ZM222 201V199H221ZM26 203V202H25ZM66 203V202H65ZM107 203V201H106ZM111 203V202H110ZM227 205H229L230 208H234L233 211L234 213H232L230 210H226V212L224 213V216H227V217H230L232 215L235 216H238L237 213H239V211L241 209H237L235 206H233L232 204H229L227 202H225ZM224 203V205H225ZM163 204V203H162ZM259 204V203H258ZM7 205L9 206V209L11 212H8L6 211V207ZM66 205V204H65ZM181 206V205H180ZM186 206V205H185ZM111 207V206H110ZM255 207V206H254ZM260 207L263 208V211H264V204H261ZM20 208V207H19ZM29 208H30V205H29ZM138 208V206H137ZM17 208H15V211H16ZM27 209H28V205H27ZM89 209L90 210H87L88 213H87V216L85 215L84 217V223H85V229L87 231L91 230L90 229V223H91V220H93V214H94V207L92 205H89ZM136 209V208H135ZM140 209H142L140 207ZM139 209V210H140ZM167 209V211H168ZM186 209V208H185ZM20 210V209H19ZM96 210V209H95ZM137 212L139 211L138 209H136ZM182 210V209H180ZM188 210V209H187ZM191 210V209H190ZM250 210V211H249ZM248 211L252 213V216H256V209H249ZM23 211L25 210H21V214H23ZM30 211V210H29ZM247 211V210H246ZM131 212V211H130ZM140 212V211H139ZM138 212V213H139ZM174 212L176 214H174ZM196 212V211H195ZM136 213V212H134ZM137 213V214H138ZM184 213V212H183ZM188 213H193L192 210L191 212L188 211ZM200 213V211H199ZM246 213V212H244ZM96 214V213H95ZM94 214V215H95ZM140 214V213H139ZM142 214V213H141ZM181 214V213H180ZM195 214V213H194ZM196 214L198 215V212H196ZM241 215V213H239ZM98 215V214H97ZM185 215H189V214H185ZM28 216V217H27ZM84 216V215H83ZM99 216V215H98ZM140 216V215H139ZM183 216V215H182ZM242 216V215H241ZM248 216V215H247ZM61 217V216H60ZM154 217V216H153ZM233 217V216H232ZM177 218V217H176ZM198 218V217H197ZM159 219V218H158ZM252 219V217H251ZM200 220V217L199 219ZM253 221V220H252ZM126 222V221H125ZM128 222V221H127ZM256 222V221H255ZM64 223V222H63ZM102 224V223H101ZM158 224V223H157ZM94 225V224H93ZM92 225V226H93ZM97 225V224H96ZM133 225V224H132ZM100 226V225H99ZM114 226V225H113ZM97 227V226H95ZM64 229H66L67 231L69 230V228H67L66 226H63ZM129 228V227H128ZM200 228V227H199ZM95 229V228H94ZM107 229V228H106ZM201 229V228H200ZM213 230V229H212ZM187 231V230H186ZM63 232V231H62ZM51 233V232H50ZM88 233V232H87ZM97 233V231H96ZM214 233V232H213ZM60 234V232H57L56 233V236H58ZM190 234V233H189ZM54 236V237H56ZM98 236V235H97ZM45 237V236H44ZM53 237V236H51ZM85 237V235H84ZM203 237V235H202ZM50 238V237H49ZM48 238V239H49ZM65 238V237H64ZM99 238V237H97ZM88 239V238H87ZM87 239H84V242H83V252H85L86 250V247L88 245V242H90V240L87 242ZM90 239V238H89ZM100 239V238H99ZM204 239V237H203ZM207 239V237H206ZM59 240V239H58ZM205 240V239H204ZM217 240V239H216ZM100 241V240H99ZM203 241V240H202ZM213 241V244H214V248H218L220 247V244L219 242H214L215 240H211ZM20 242V241H19ZM107 242V241H106ZM136 242V241H135ZM52 241L51 242H48L45 238H41L37 244L35 245V250H38L39 248H41L42 250H46L50 247ZM56 243V241L54 240V242L52 243V246ZM103 243V242H102ZM109 243V242H108ZM209 243V242H208ZM100 244V243H99ZM110 244V243H109ZM105 245V247L107 246V251H110V253L112 252L110 258H109V263L110 264H120L121 263V260L125 262L127 256L124 252H122V254H124L126 257H125V260L122 259L123 255L120 254V251H118V247H115L113 245ZM134 244V243H133ZM208 245V244H207ZM51 246V248H52ZM89 246V245H88ZM93 246V244H92ZM90 247L93 248V247ZM113 247L114 249V252L112 250ZM125 248V247H124ZM223 248V247H222ZM74 246L72 245V242L67 239L65 241V246L64 248H61L60 245L59 247H56L54 252H57L58 253V259L60 260V263L58 261V264H64L63 262H66L69 258V262L74 258L75 256V250H74ZM89 249V248H88ZM94 251L96 250V248H93ZM123 249V248H122ZM121 249V250H122ZM126 249V248H125ZM128 249V248H127ZM13 250V249H12ZM226 250V249H225ZM225 250H221V251H224ZM41 251V250H40ZM90 251V250H89ZM220 251V250H219ZM15 252V251H14ZM229 252V251H228ZM16 253V252H15ZM32 253V252H31ZM127 253V252H126ZM147 253V252H146ZM227 253V252H225ZM233 253V252H232ZM231 253V254H232ZM63 254V255H62ZM249 253L246 251V252H242V253H236V256H231L229 254V257H233L234 259V263L237 264L240 263V264H257L256 262V258L251 257V255H248ZM65 255V257H63ZM84 255V254H83ZM87 255V254H86ZM101 255V254H100ZM107 255V254H106ZM130 255V254H128ZM224 255V254H223ZM234 255V254H233ZM34 256V255H33ZM55 256V255H54ZM54 256H52L54 258ZM57 256V255H56ZM55 256V258H56ZM70 256V257H69ZM108 256V255H107ZM226 256V254H225ZM228 256V255H227ZM45 257V255H44ZM84 257V256H83ZM109 257V256H108ZM143 257V256H141ZM153 257V256H152ZM162 257V256H161ZM129 258V257H128ZM127 258V260H128ZM133 258V257H132ZM145 258V257H144ZM142 258V259H144ZM174 258V257H173ZM228 258V257H227ZM52 259V258H51ZM56 259V264H57V260ZM89 259V258H88ZM147 259V258H145ZM14 260V261H13ZM130 260V259H129ZM132 260V259H131ZM134 261V260H133ZM147 261V260H146ZM53 262V261H52ZM86 262L88 263V260L86 259ZM144 262V261H143ZM142 262V264H144ZM160 262V261H159ZM71 263V262H70ZM104 263V262H103ZM123 263V262H122ZM132 263V261H131ZM139 263V262H138ZM173 263V262H172ZM28 264V263H27ZM29 264H48V260H44L42 262L40 261H34L32 259V261H29ZM53 264V263H52ZM133 264V263H132ZM134 264H136V262H134ZM148 264V263H147ZM163 264V263H162Z\"/></svg>",
  "mask_w": 264,
  "mask_h": 264
},
{
  "label": "snow or ice",
  "instance_id": "snow-or-ice-1",
  "mask_svg": "<svg viewBox=\"0 0 264 264\" xmlns=\"http://www.w3.org/2000/svg\"><path fill=\"white\" fill-rule=\"evenodd\" d=\"M155 11H157L161 14V27H160L161 36H160L159 40H157L155 42V45L151 48L150 51H146L142 55H140L139 59L135 63H133L127 71H125L122 74V76L119 78V81L117 84V89H119V87L121 85H124L125 82L130 77L136 76L138 73H141L152 62L159 60L161 57H163L165 55V53L169 52V50L172 47L171 43L169 42V38H168L169 27H168L167 13L169 11V0H160V6L158 8H156ZM85 19H86V17H85ZM0 29H2V31L4 33L2 39L4 41H12L15 44V50L12 52V55L17 56L18 52L23 47V42L27 39V35L22 34V33H20L19 30H17L13 36L11 34L10 29L4 25H0ZM198 31L204 32L205 30L199 29ZM210 35L214 38V40H213L214 43H219V34L218 33H212ZM17 38H19V42H17ZM48 39H52V37L49 35ZM233 39L235 41H237V47H240L241 51L246 50V49L242 48L241 45L239 44L240 37L238 35H235L233 37ZM64 43H65V41H63V40L59 41L60 45H63ZM124 47H127V45H124ZM58 51H59L58 48H56V47L53 48L52 55L48 56L49 62L58 58L56 55L58 53ZM180 55H181V58H183V53H181ZM75 59L77 61H79L80 57L76 56ZM257 59H259V57H257ZM108 62L112 63L111 60H109ZM192 65H193V68H195V66H196L195 58H193V60H192ZM200 71L203 72L205 76H210L212 82L216 81L217 78H219V81L222 82L219 84L218 91L216 93L217 103L219 104L220 108L223 109V108L229 107V103H228V99H227L228 91H229V89H234L235 94H236V108L240 112V114L245 115V116H255L256 115V113L251 112L249 110L250 106H249V104L246 100V97H245V94L249 90L245 86H243L239 81H235V80H232V79L226 77L225 75H223L220 71H218L215 68H211L210 66L205 67L203 65V62H201ZM185 76L188 77V80L185 82L184 86L181 87V92H184L185 90H187L189 95H193V94H195L194 89H193V83H194L195 78L190 76V74L187 72L185 73ZM101 83H103V81H101ZM210 86H211V84H210ZM115 95H116V93L113 92L112 96H115ZM145 98L148 100L153 99V97H151L147 91H145ZM109 99H111V97H109ZM180 103H184V101L181 100ZM105 104H107V101H105ZM119 118H120V120H122L126 123L129 122V117H127V116L122 115ZM103 120H104V115H103V113H101L99 119H94L90 123H88L87 128L84 132L76 133L75 139H73L72 141H68L66 138H64L65 139V145H66L65 150L59 156L53 157L54 167H56L59 170L60 164H63L64 167L66 168L68 164L74 163L78 167L82 168L83 166L79 165V162L75 159V153L77 151L78 142L82 136H86L87 133H91L93 130V127L95 125L101 124ZM133 125L136 126L135 122H133ZM149 127H151V126L149 125ZM157 134H159L158 129H157ZM62 138H63V136H62ZM9 139H12V138L9 137ZM220 139H223V137L221 136ZM181 151H183V148H181ZM48 171H49L48 168L44 169L45 173H47ZM59 175L66 177V172L59 171ZM36 179H37V177L29 178L27 181V184L33 183V181H35ZM201 179H205V178L201 177ZM27 184L18 183L14 186L10 185L8 191H12L13 187L16 189L24 188L27 186ZM72 187H73V185L71 183H69L68 184L69 192L65 193L66 199L71 197ZM94 191H98V190L94 189ZM3 194H4L3 190H0V195H3ZM98 194L100 196H105V197H108L109 199H112V197L107 192L98 191ZM209 195H211V192H209ZM220 195L227 196L230 199L232 198L231 194L229 193L227 188H225L223 191H221ZM257 195H259V193H257ZM64 206H65L64 201H61V207L63 208ZM145 216H147V213H145ZM73 219H75L74 216H73ZM54 227H62V225L57 224V225H54ZM187 231L190 234L194 233V229H192L191 227H188ZM229 231H230V229L226 230L224 233L226 238L228 236ZM69 232H70V234L72 236V240L74 242L76 240V234L72 233L71 228H69ZM45 235H46V232L41 231L38 233V235L32 236L31 241L35 242L39 237H43ZM233 235H236V234L234 233ZM232 242L238 243V240H233ZM148 243H149V245L154 246L153 241L149 240ZM64 246H65V240H61L60 241V247L64 248ZM193 251H195V250H193ZM74 260H75V264H81V254H80L79 250H77L76 255L74 257ZM217 264H219V262H217Z\"/></svg>",
  "mask_w": 264,
  "mask_h": 264
},
{
  "label": "crops",
  "instance_id": "crops-1",
  "mask_svg": "<svg viewBox=\"0 0 264 264\" xmlns=\"http://www.w3.org/2000/svg\"><path fill=\"white\" fill-rule=\"evenodd\" d=\"M156 8H157V6H156ZM158 21L161 23V21H160V15H159V12H158ZM108 19H112L111 17H109ZM114 19V18H113ZM130 21V20H129ZM116 22V21H115ZM116 26L119 28L118 29V32H120L119 34H123V33H127V32H129L130 30L131 31H133V28H132V26L131 25H122L121 23H117L116 22ZM177 26V25H176ZM125 27V28H124ZM122 28V29H121ZM129 28V29H128ZM188 29H190V31L188 30ZM159 30V29H158ZM182 30H183V32H185V33H187V34H190V32L191 33H193V29L192 28H189V27H187V26H185V28L184 27H182ZM189 31V32H188ZM191 35V34H190ZM193 35V34H192ZM96 36H94V39L96 40V38H95ZM94 40V41H95ZM91 41H93V39H91ZM97 41V40H96ZM108 42H109V44H108ZM113 42V43H112ZM103 43V44H102ZM97 45V46H96ZM124 45H127V47H124ZM96 48H95V47ZM118 46H122V47H124V48H126L127 50H134L136 53H139V52H141V47L139 48L138 46H134L133 45V43L132 44H130V43H128L127 41H122V40H119V39H117L116 41H109V40H101L99 43H94V45H93V49H92V51H93V54H95L94 55V58H98L97 56H96V54L97 53H101L102 55H103V53H104V57H99L98 59L100 60V64H99V66L102 68V67H104V66H108V67H118V68H120V67H122L124 64L120 61V60H118V59H116V58H114V56H113V52H115V50H116V48H118ZM101 51V52H100ZM110 53V54H109ZM144 53V52H143ZM143 53H141L140 55H142ZM182 53V52H181ZM140 55H139V57H140ZM185 54H183V56H184ZM139 57H138V59H139ZM107 58V59H106ZM109 59L112 61V63H109L108 61H109ZM137 59V60H138ZM104 60V61H103ZM136 60V61H137ZM114 61V62H113ZM117 62V63H116ZM103 63V64H102ZM131 66H129L128 67V69L130 68ZM128 69H126L125 71H127ZM124 71V72H125ZM124 72H122L121 73V75L120 76H122V74L124 73ZM94 76H95V74H93ZM120 76H119V78H120ZM96 77V76H95ZM94 77V78H95ZM93 78V81H94V83H98L97 82V80L96 79H94ZM119 78H118V80H119ZM99 79V78H98ZM111 81V80H110ZM108 83V82H107ZM111 100V99H110ZM117 103V102H116ZM115 103V105H117ZM143 103V102H142ZM117 107V106H116ZM87 135H88V133H87ZM58 196V195H57ZM54 218H56V216L55 217H53V219ZM69 221L70 222H72L71 221V219H69L68 220V222L67 223H69ZM67 226H69V224L67 225ZM54 230L51 232V233H49V234H46L45 235V239L48 241V242H51L52 241V243L54 242V239H53V237H51V236H54V235H56V233L57 232H61V228H53ZM56 232V233H53V232ZM50 237V238H49ZM49 238V239H48ZM51 243V244H52ZM36 251H38V250H35V248H33V250L31 249V254L32 255H34L35 256V254H36ZM57 252H55L54 253V255L56 256L57 254H56ZM19 256V255H18ZM55 256H54V260H56L57 259V256H56V258H55ZM15 258H16V256H15ZM48 256L47 257H45L44 259H42V260H40V262H42V261H44V260H48ZM53 260V262L54 263H56V261H54ZM29 261H32V259H27L25 262V264H29ZM35 261V260H34ZM48 262H49V260H48ZM50 263L52 264V261H50ZM14 264H15V261H14Z\"/></svg>",
  "mask_w": 264,
  "mask_h": 264
},
{
  "label": "water",
  "instance_id": "water-1",
  "mask_svg": "<svg viewBox=\"0 0 264 264\" xmlns=\"http://www.w3.org/2000/svg\"><path fill=\"white\" fill-rule=\"evenodd\" d=\"M160 6V1L158 2V4H157V8ZM159 15H160V21H161V14L159 13Z\"/></svg>",
  "mask_w": 264,
  "mask_h": 264
}]
</instances>
